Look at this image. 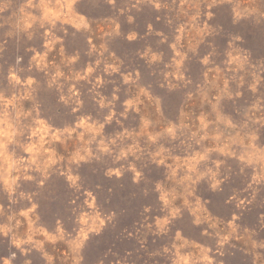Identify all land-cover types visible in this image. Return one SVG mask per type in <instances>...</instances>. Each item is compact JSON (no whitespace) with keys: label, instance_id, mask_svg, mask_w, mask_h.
<instances>
[{"label":"clouds","instance_id":"clouds-1","mask_svg":"<svg viewBox=\"0 0 264 264\" xmlns=\"http://www.w3.org/2000/svg\"><path fill=\"white\" fill-rule=\"evenodd\" d=\"M252 32L264 0H0V264H264Z\"/></svg>","mask_w":264,"mask_h":264},{"label":"rangeland","instance_id":"rangeland-1","mask_svg":"<svg viewBox=\"0 0 264 264\" xmlns=\"http://www.w3.org/2000/svg\"><path fill=\"white\" fill-rule=\"evenodd\" d=\"M93 15H104V14H110L107 12V10L105 9L102 12H98V13H92ZM147 17H141L138 22L141 24L140 27V31L143 32L144 31V19H146ZM221 20L224 21L226 23V27L229 26V21L227 20L226 17H221ZM157 28H161L162 25L161 24H156ZM128 26L125 25V30H127ZM247 39H248V47L253 48V50L255 52H257V54L260 55H264V36H261L259 33L256 32H252L251 34L247 35ZM135 47H137V45H128L126 43L122 44V47L118 48V54H122L123 51L125 50H130V49H134ZM142 63V62H141ZM163 94V93H161ZM54 102V101H53ZM179 98L175 95L167 97L166 98V104L168 105H176L178 104ZM90 176V182L94 185L95 183H102L105 187V189H107V187L110 186L111 182L107 181L105 178H103L102 176H92L90 173L88 174ZM133 189H131L130 185H126L124 190H117L119 192V196L115 197L113 199V204L116 203H120L121 207H127V201H121L120 197H128L130 198V192ZM65 192V189L62 185V182L60 184L59 187V194L63 196ZM206 197H210L213 199L214 203L216 204H222V198L221 197H216L213 196L211 193H205ZM148 201H133L131 208L129 209V213L126 217H122L121 218V225L120 227L123 228L125 226L129 227V230H131V226L133 224V221L135 219H137V215H136V211L139 209V205L142 203H147ZM57 207H62L59 202H57V204H54L52 206V211L54 212L56 210ZM211 207V206H210ZM214 212L217 211L216 208L212 209ZM220 214H226V210L223 209L222 207L219 209ZM254 216L255 213L250 214V215H246L245 219L249 224H253L254 221ZM46 219H51V214H47ZM198 232V230H195ZM262 236H264V233L261 234ZM113 244H115V248L113 249L114 251L118 250L120 251L121 255H123L124 249H131L133 247V245H135V241H120L116 239V234H113L111 232L106 233L104 238H103V242L99 247V251L103 252L105 251L108 247H111ZM136 247H138V245H135ZM6 254V253H4ZM97 254V252L94 250L91 254H90V259L95 257V255ZM145 259H147V257L145 256ZM140 264H142V261L140 262ZM233 264H244V257L242 256V254H238L236 260L233 261Z\"/></svg>","mask_w":264,"mask_h":264}]
</instances>
